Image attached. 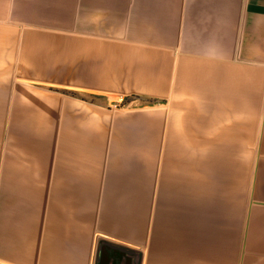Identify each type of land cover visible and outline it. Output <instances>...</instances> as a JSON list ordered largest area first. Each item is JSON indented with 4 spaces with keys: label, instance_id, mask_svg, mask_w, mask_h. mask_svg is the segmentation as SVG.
<instances>
[{
    "label": "crops",
    "instance_id": "crops-1",
    "mask_svg": "<svg viewBox=\"0 0 264 264\" xmlns=\"http://www.w3.org/2000/svg\"><path fill=\"white\" fill-rule=\"evenodd\" d=\"M137 255L264 264V0H0V264Z\"/></svg>",
    "mask_w": 264,
    "mask_h": 264
},
{
    "label": "built area",
    "instance_id": "built-area-1",
    "mask_svg": "<svg viewBox=\"0 0 264 264\" xmlns=\"http://www.w3.org/2000/svg\"><path fill=\"white\" fill-rule=\"evenodd\" d=\"M124 102H125V98L120 97L117 101L114 102V106H115V107H118V106H120L121 104H123Z\"/></svg>",
    "mask_w": 264,
    "mask_h": 264
},
{
    "label": "water",
    "instance_id": "water-1",
    "mask_svg": "<svg viewBox=\"0 0 264 264\" xmlns=\"http://www.w3.org/2000/svg\"><path fill=\"white\" fill-rule=\"evenodd\" d=\"M102 252L100 253V255H99V257H100V260H101V258H102ZM140 255H137V262H136V264H140L141 263V260H140Z\"/></svg>",
    "mask_w": 264,
    "mask_h": 264
},
{
    "label": "rangeland",
    "instance_id": "rangeland-1",
    "mask_svg": "<svg viewBox=\"0 0 264 264\" xmlns=\"http://www.w3.org/2000/svg\"><path fill=\"white\" fill-rule=\"evenodd\" d=\"M128 102L125 100V102L123 104L120 105V107L124 106L125 104H127ZM114 105V104H113ZM119 107V106H118Z\"/></svg>",
    "mask_w": 264,
    "mask_h": 264
}]
</instances>
